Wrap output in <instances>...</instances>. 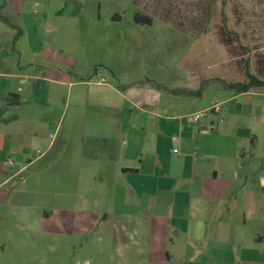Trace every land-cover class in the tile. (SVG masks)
<instances>
[{"label": "crops", "instance_id": "crops-1", "mask_svg": "<svg viewBox=\"0 0 264 264\" xmlns=\"http://www.w3.org/2000/svg\"><path fill=\"white\" fill-rule=\"evenodd\" d=\"M6 6L18 20L26 13L24 2ZM58 49L25 59L19 45L16 67L0 58V264H264V88L210 85L189 101L150 85L73 81L107 86L122 103L92 97L82 118L77 105L70 166L55 159L51 169L42 162L58 140L57 107L37 95L48 74L83 75ZM24 77L39 80L35 92L17 84ZM215 102L221 113L192 119ZM54 189L71 195L70 208L47 202ZM99 217L104 231L89 232Z\"/></svg>", "mask_w": 264, "mask_h": 264}, {"label": "rangeland", "instance_id": "rangeland-1", "mask_svg": "<svg viewBox=\"0 0 264 264\" xmlns=\"http://www.w3.org/2000/svg\"><path fill=\"white\" fill-rule=\"evenodd\" d=\"M5 1L11 7L25 3L26 13L20 21L11 9L3 7ZM0 12L25 29L21 38L16 28L9 32L11 28L0 17V58L12 60L16 67L19 45L25 59L37 60L42 52L53 56L61 48L65 60L77 57L83 74L64 81L48 74V81L43 82L45 94L42 98V94L37 95L57 107L53 122H59L58 140L42 162L51 169L57 167L55 159L60 169L70 166L71 146L76 142L70 128L76 127L77 105L82 118V112L87 115L91 111L92 97L104 95L122 103L107 86L77 85L73 81L104 78L116 87L150 85L168 97L177 89L195 90L202 80L245 81L247 61L250 70L264 79V0H0ZM38 81L24 77L17 84L25 90L30 82L35 92ZM6 83L7 79L0 78V88ZM211 85L220 87L218 83ZM203 90L206 98L212 91L210 87ZM92 113L115 117L101 109H92ZM57 192L54 189L50 197L47 195V202L59 201ZM112 192H106L105 198H111ZM61 199L70 208L71 195ZM102 219L99 217L89 232L102 233ZM60 225L71 229L70 222ZM88 240L78 238L76 245Z\"/></svg>", "mask_w": 264, "mask_h": 264}, {"label": "trees", "instance_id": "trees-1", "mask_svg": "<svg viewBox=\"0 0 264 264\" xmlns=\"http://www.w3.org/2000/svg\"><path fill=\"white\" fill-rule=\"evenodd\" d=\"M1 19L5 21L7 24H9L11 27L17 29V35L21 36L22 34V29L15 23L10 22L7 18H5L1 13H0ZM136 19L139 20V16H135ZM245 74H246V80L245 81H240V82H235V83H228L222 79H214V80H202L200 83V86L195 89V90H184V89H177L174 92L176 94H186V95H196L200 96L203 92V89L210 86L211 84L218 83L220 87L223 89H229L235 92H246L251 89H261L264 88V79L260 78L257 76L255 73H253L250 70L249 63L247 61L246 63V68H245Z\"/></svg>", "mask_w": 264, "mask_h": 264}, {"label": "built area", "instance_id": "built-area-1", "mask_svg": "<svg viewBox=\"0 0 264 264\" xmlns=\"http://www.w3.org/2000/svg\"><path fill=\"white\" fill-rule=\"evenodd\" d=\"M104 82H105L104 78L97 80V83H104ZM222 111H223L222 103L221 102H215L210 107H208L206 109L193 112L191 114V116H192L193 120L200 121V120L206 118L211 113H221ZM10 163H11V161H10Z\"/></svg>", "mask_w": 264, "mask_h": 264}]
</instances>
